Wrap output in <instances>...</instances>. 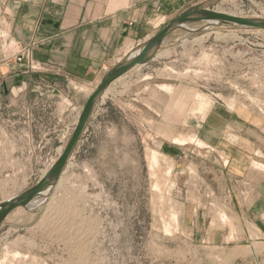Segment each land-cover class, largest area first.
Here are the masks:
<instances>
[{"label":"rangeland","instance_id":"obj_1","mask_svg":"<svg viewBox=\"0 0 264 264\" xmlns=\"http://www.w3.org/2000/svg\"><path fill=\"white\" fill-rule=\"evenodd\" d=\"M205 8L264 18V0H193L172 17ZM162 55L152 85L195 94L186 109H147L154 86L133 85L98 106L52 194L4 222L0 264H264V31L177 30ZM50 100L0 90V202L35 185L72 135L76 122L66 139L38 136ZM22 103L39 120L31 141L15 135Z\"/></svg>","mask_w":264,"mask_h":264},{"label":"crops","instance_id":"obj_2","mask_svg":"<svg viewBox=\"0 0 264 264\" xmlns=\"http://www.w3.org/2000/svg\"><path fill=\"white\" fill-rule=\"evenodd\" d=\"M192 2L193 0H0V30L5 34V40H0V43L12 45L15 51L8 57L0 54V61L4 62L0 65V90L15 95L38 93L50 98L48 104H41L40 107L42 111L52 109V113L44 115L49 120L47 125H51V132L39 131L38 136L42 138L47 135L50 140H61L68 126L77 122L85 101L104 75L127 53L175 18L172 16L178 10ZM22 49H26L30 56L17 62L14 56ZM163 51L164 45L159 56L152 61L133 67L112 82L98 99L93 111L112 100L115 93H123L126 86L133 85L136 95L151 86H166L161 80L153 85L151 82L160 78L157 75V70H160L157 64L164 59ZM28 59L35 68L28 66ZM75 91H88V94L76 95ZM62 98L70 104L62 102ZM149 106L164 115L165 107L152 104L145 107L149 109ZM17 109L16 115L20 117L14 123L21 124L22 128L16 130L15 135L19 138L28 135L31 141L34 133L31 125L35 121L34 125L38 124L39 121L30 111L34 108L22 103L21 107L16 106ZM15 215L13 211L5 222L11 216L16 218Z\"/></svg>","mask_w":264,"mask_h":264},{"label":"water","instance_id":"obj_3","mask_svg":"<svg viewBox=\"0 0 264 264\" xmlns=\"http://www.w3.org/2000/svg\"><path fill=\"white\" fill-rule=\"evenodd\" d=\"M202 25L193 27L194 25ZM237 27L264 31V18L238 17L210 9H195L171 19L154 36L127 53L101 79L98 86L85 101L73 133L67 141L62 153L45 175L18 196L0 202V229L9 214L18 208L27 209L35 201L48 198L57 186L60 177L71 158L98 99L109 85L137 65L152 61L159 53L167 38L175 31L181 30L187 34H198L210 28Z\"/></svg>","mask_w":264,"mask_h":264},{"label":"bare ground","instance_id":"obj_4","mask_svg":"<svg viewBox=\"0 0 264 264\" xmlns=\"http://www.w3.org/2000/svg\"><path fill=\"white\" fill-rule=\"evenodd\" d=\"M233 16H235V15H233ZM238 17H241V16H238ZM124 51H125V49H124ZM158 55V54H157ZM161 86V85H160ZM158 88H159V86H158ZM157 87H155L154 89H153V93H152V95L150 96V98H149V102H150V104H152V105H154V106H156V107H160L161 106V108H163V106H165V105H170V107H171V105H174V107L173 108H176V107H178V109H186V103H187V101L190 99V97H194L195 96V94H189V92H188V94L187 93H183L182 95H179L178 94V92H176V94H173V95H171L172 94V91H173V89H171V87H169V86H162V87H160L159 89H158ZM185 91V90H184ZM180 92V91H179ZM182 92V91H181ZM186 92V91H185ZM92 93V92H91ZM168 94L171 96V97H169L168 98ZM193 102V101H192ZM190 105V104H189ZM167 107H169V106H167ZM187 108H188V104H187ZM80 115V114H79ZM79 117V116H78ZM78 120V119H77ZM76 124H77V122H76ZM76 126V125H75ZM75 128V127H74ZM74 130V129H73ZM73 133V132H72ZM71 137V136H70ZM181 140V139H180ZM62 153V152H61ZM150 155V157L148 158V161H149V164L151 165V166H154L155 164H156V161H157V159H156V157L154 156V155H152V154H149ZM48 171V170H47ZM45 175V174H44ZM43 175V176H44ZM18 209H22L23 211L25 210L24 208H18ZM18 209H16V210H18ZM15 210V211H16ZM173 224V223H172Z\"/></svg>","mask_w":264,"mask_h":264},{"label":"built area","instance_id":"obj_5","mask_svg":"<svg viewBox=\"0 0 264 264\" xmlns=\"http://www.w3.org/2000/svg\"><path fill=\"white\" fill-rule=\"evenodd\" d=\"M29 56H30V54H29V52H27V50L26 49H22V50H19L18 52H17V54L14 56V59H15V61H17V62H22V60H23V58H29ZM28 66L31 68V69H33V68H35L34 66H33V64H32V62H31V60L30 59H28ZM69 127L65 130L66 132L61 136V139H66V137L69 135ZM24 138L25 139H28L29 137H28V135H24Z\"/></svg>","mask_w":264,"mask_h":264}]
</instances>
